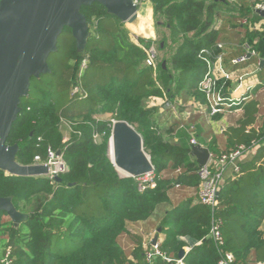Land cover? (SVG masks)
I'll return each instance as SVG.
<instances>
[{"label":"trees","instance_id":"1","mask_svg":"<svg viewBox=\"0 0 264 264\" xmlns=\"http://www.w3.org/2000/svg\"><path fill=\"white\" fill-rule=\"evenodd\" d=\"M148 1L170 36L132 41L126 25L95 3L81 10L91 33L86 49L78 52L72 38L66 52L68 98H62V88L47 75L32 79L7 144L19 146L17 161L22 165H33L35 157L46 162L49 151H60L69 171L52 184L46 177H16L0 170V197H11L15 208L29 215L16 227L0 212V264L9 249L12 264H146L144 233L168 207L158 227L165 236L159 244L163 256L154 257L151 264H174L164 257L178 259L182 238L192 244L185 264H218L219 250L210 237L213 220L223 223V250L233 253V264L264 263V133L247 131L255 122L254 103L230 127L229 147L214 154L217 158L238 145L258 142L240 163L236 178H224L215 211L200 202L201 167L187 134L171 114L163 125L158 108L149 107L152 98H168L179 108L184 91L209 106L202 87L210 73L204 60L212 66L217 51L202 53L205 46L247 43L264 58V32L242 25L244 18L252 24L260 20L254 16L260 1ZM64 34L72 36L68 28ZM153 44L160 55L150 67L146 50ZM246 54L237 48L230 58ZM84 60L88 65L80 75ZM79 85L86 98L72 94ZM113 121H126L141 134L155 168L153 187L141 192L136 178H123L116 170L109 158ZM64 123L72 130L67 142L61 131ZM141 224L147 225L143 231L134 230Z\"/></svg>","mask_w":264,"mask_h":264},{"label":"water","instance_id":"2","mask_svg":"<svg viewBox=\"0 0 264 264\" xmlns=\"http://www.w3.org/2000/svg\"><path fill=\"white\" fill-rule=\"evenodd\" d=\"M95 3L121 23H138L137 0H0V170L6 174L16 177L47 175V166L20 164L17 161L19 146H10L7 140L22 112V99L30 95L32 79L52 73L48 59L58 52L59 38L64 30H71L78 52L86 49L91 33L81 10ZM60 154L58 151L57 155ZM192 156L204 167L211 154L198 145L192 147ZM110 159L123 178H138L155 170L145 152L141 134L126 121L112 122ZM55 182H61L60 176L55 177ZM0 212H4L16 227L29 219V215L15 208L11 197H0ZM152 244H158V237ZM185 255V250H180L179 259H184Z\"/></svg>","mask_w":264,"mask_h":264},{"label":"crops","instance_id":"3","mask_svg":"<svg viewBox=\"0 0 264 264\" xmlns=\"http://www.w3.org/2000/svg\"><path fill=\"white\" fill-rule=\"evenodd\" d=\"M259 1L260 2L254 8V16L257 15L260 20L256 24H252V21H248L244 18L242 20V25H248L250 31L255 30L263 33L264 16L262 15V12L264 11L260 10L258 6L264 4V0ZM219 10L223 13H231V11L226 9ZM144 15L150 17L151 19L154 18L153 5L148 0H142L139 4V20L142 19L141 17ZM220 25L221 24L219 22H215L216 28H219ZM138 38H140V36L136 37V40L134 41L137 42ZM149 39L155 38L152 36ZM228 45L225 42H220L217 45H209L204 48L205 50H208V53L211 51L214 52L215 49L217 51V57L214 59V62L210 67L211 76L214 74L213 71H216V84L222 82V86H219L220 89L216 88V91L226 99V104L232 103V106H223L221 107L222 111L220 113L212 115L207 104L193 97L187 96L185 91L183 93V101L178 100L181 103V107L174 110L166 105V103L174 104L177 102L172 99L152 98L149 102V107L158 108L159 114L163 115V125L169 121L168 117H170L171 114V117H173V119L175 118L179 124V130L187 134L189 143L191 136H194L197 140L196 146L200 145L203 148L208 149L210 154L213 156L216 153L223 152L224 149L229 147L227 139L230 133V127H233L238 120L243 118L246 107L252 103H254L257 108V113L255 115V122L247 127V131L252 129L257 133H264V58H261L256 51H251L247 43H242L240 45ZM204 48L202 49L204 50ZM231 48H234L235 51L237 48H242L247 53L245 56L248 58V62L252 58L255 59V61L249 64H246L247 62H244V64L240 63L238 65L233 64V60H235V58H230V55L234 52ZM221 70L229 73L231 75V79H226L222 75ZM239 79H242V81H239ZM190 102L199 103L201 110L194 109L192 113H189L187 105H189ZM222 143H225L224 146ZM230 174H232V171H229L226 176L230 177ZM174 199L176 201L177 197ZM170 208L171 207L165 208L160 215L159 220L156 221L155 226L151 230H147L144 233V244L148 243L149 240L153 241L155 237H158L159 244L163 242L165 236L161 233V230L158 229V227L164 219V212ZM146 226V224H141L133 228L134 230L143 231ZM260 230L264 237V226ZM179 242L183 244L181 250H185L187 255L192 250L191 242L186 238L180 239ZM177 258L179 259V254L177 255Z\"/></svg>","mask_w":264,"mask_h":264},{"label":"built area","instance_id":"4","mask_svg":"<svg viewBox=\"0 0 264 264\" xmlns=\"http://www.w3.org/2000/svg\"><path fill=\"white\" fill-rule=\"evenodd\" d=\"M142 0H137V4L139 5ZM258 8L264 11V4L258 6ZM221 47V46H220ZM156 46L153 44L150 48L146 50V64L150 67H155L157 64L158 59V52ZM202 53H207L208 50L202 49ZM246 56L239 57L233 60V64L238 65L240 63H244L247 61ZM210 71V62L209 60H204ZM88 61L84 60L81 66L80 75L82 72L87 68ZM214 74L211 76V72L209 73L207 79L202 84L203 90L206 92L207 101L209 104V108L212 115H216L222 111L221 107L223 106H232V103L226 104V99L216 91V71H213ZM222 75L226 79H231V75L227 72H223L221 70ZM242 81V79H239ZM72 94L75 96L86 98L87 94L83 91L82 87L76 86ZM167 107L171 109L177 108V102L174 104L166 103ZM194 109H200L201 106L197 102H190L187 105V110L189 113H192ZM99 136L95 137V142H98ZM190 144L192 146L197 145V140L194 136H191ZM258 142H252L251 146L246 145H238L233 150H231L228 154H221L219 157H214L213 155L210 156V159L204 167H201L199 171V177L201 180L200 190L198 192V196L200 202L210 208L211 210L215 211L216 208L219 206V193L221 185L224 181L225 176L228 174L229 171H232L233 178H236L237 174L240 172V163L249 157L251 154L254 153V150ZM33 165H42L48 167V173L45 176L48 178L52 184H55V177L65 174L69 171L68 165L64 162L62 153L58 156L57 152L49 151L48 159L46 162H42L40 157H35V163ZM138 182V187L141 192L145 191L149 187H153L155 185L156 176L155 173H148L141 177L136 178ZM177 188V186H176ZM222 221L221 220H213L210 237L215 241L217 249L219 250L220 260L218 264H233L235 257L233 253L226 252L223 250L224 246V238L222 236ZM153 241L149 240L148 243L144 244L145 250V263L151 264L152 260L156 256H163L159 250V243L156 245L152 244ZM11 250L9 249L5 259L2 261V264H12L11 258ZM164 259L167 262H172L174 264H185L183 259L171 260L169 258ZM264 264V263H259Z\"/></svg>","mask_w":264,"mask_h":264},{"label":"rangeland","instance_id":"5","mask_svg":"<svg viewBox=\"0 0 264 264\" xmlns=\"http://www.w3.org/2000/svg\"><path fill=\"white\" fill-rule=\"evenodd\" d=\"M141 18L142 19H140L136 25H126L129 36L132 39V41L136 40V37L138 36H140V38H146V39H149L152 36H154V38H161L163 34H165L166 36H170L171 34L170 30L167 27L160 25L162 24L163 21L160 22V21H157L155 18L151 19L150 17H147L145 15ZM72 38L73 36H70V34L61 35V37L59 38V42H58L59 44L58 52L52 54L48 59L49 66L51 67L54 73L47 74V76L49 80L53 81L55 85H57L59 88L60 87L62 88L61 94H62L63 99L68 98L69 96L68 91H70V87L68 84L69 72L66 71L67 67L65 65L67 62L66 52H67L68 47L72 43ZM120 40H122L121 37H120ZM159 55H160V52H158V56ZM97 73L98 72H94L93 74L98 75ZM108 116L109 115H105L104 119L108 118ZM61 131L63 132L65 136V139H64L65 142H67L69 140L70 133L72 131L71 128L69 127V125L64 123L61 125ZM99 141H100V138L98 139V142ZM109 158H110V141H109ZM119 174L121 177L123 176L122 173H119ZM176 194L177 193H175V195Z\"/></svg>","mask_w":264,"mask_h":264},{"label":"bare ground","instance_id":"6","mask_svg":"<svg viewBox=\"0 0 264 264\" xmlns=\"http://www.w3.org/2000/svg\"><path fill=\"white\" fill-rule=\"evenodd\" d=\"M111 157H112V155H111Z\"/></svg>","mask_w":264,"mask_h":264}]
</instances>
